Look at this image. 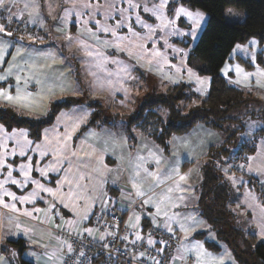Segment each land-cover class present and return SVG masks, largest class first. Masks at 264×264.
Returning a JSON list of instances; mask_svg holds the SVG:
<instances>
[{
	"label": "crops",
	"instance_id": "1",
	"mask_svg": "<svg viewBox=\"0 0 264 264\" xmlns=\"http://www.w3.org/2000/svg\"><path fill=\"white\" fill-rule=\"evenodd\" d=\"M71 34L74 33H70L69 35ZM134 39L136 38L133 37V41ZM133 41H129L130 43L127 45L129 54L127 53V58H123L125 60L122 63L117 59L115 61L119 63L109 62L115 64V67L110 69L111 71L109 68L102 70L104 78H113L116 74L119 77L117 81H119L118 85L121 87L116 89L117 83L112 89L101 87L106 93L109 92L108 94L114 93V102H117L114 105L116 106L118 105V101H120L121 106H123L122 102L132 96L128 79L130 78L131 80L132 74L137 66L142 68L145 73L153 72L151 68L161 71V78L165 79V72L163 73L158 64L151 63V60L146 58L145 49L141 46L138 48L137 42L134 43ZM0 45H7V54L4 56V62L0 64V76H5L6 79L0 80V84L8 85L6 88H4V86L0 87V91L15 93L14 96L12 95L14 97L13 101L9 102L5 97H0V101L7 102L16 107H22L20 99H15L17 96V76H20V97L22 93L28 95L27 93H29V91L31 92V89H33L32 91L34 93H39V104L31 108H38L40 111L45 110L47 100L50 96L54 95L53 93L59 88L67 86V90L71 91L73 78L70 69L71 65H64V58L60 53L58 54L56 48H27L20 44H15L3 36H0ZM181 47L178 46L175 48ZM115 49L117 51V48ZM165 49L168 50V47ZM175 53L178 55L177 57L184 55L178 52ZM187 53L189 52H185V55L179 60L180 64H184L185 68L189 70V68L186 67V59L189 60L190 53L188 54L189 56ZM32 55L35 57H32ZM236 57L245 60V58L239 55H236L234 58ZM231 60L232 58L229 59V64ZM98 62L99 58L93 61L89 60L87 56L84 57L82 62L87 74L95 80L99 78V67L96 66ZM121 64H127L125 66L128 67L131 73L130 77L125 76L120 71ZM230 65L232 66L224 65L222 75L229 77V75L232 74L233 77L231 79L235 85L243 88L257 85L256 78L254 75L250 77V73H246L249 74V78L245 80V73L243 72L244 67L238 59L236 61L233 60ZM234 66L241 69L242 72L237 73V71L234 72L230 70V67L234 68ZM162 69L164 71L166 70L163 67ZM188 70H184L182 73V71L177 72L174 68L172 71L173 74H171L177 82L172 80L167 81L172 84L186 82L194 85L197 83V75L194 74L190 77L188 74L190 80L186 81ZM166 71L170 73L169 69ZM9 72H11V74H9ZM109 72H111L112 75H109ZM191 72L193 73L192 70ZM182 74H184L183 77L186 79L181 78ZM241 75L242 78H239ZM49 77L51 78L48 81ZM9 81L11 83H9ZM37 81H39V83H37ZM259 82L264 83V77L260 78ZM209 83L210 82L207 81L206 83L205 81L203 92H198L205 94L208 91ZM94 86L99 88V80L98 83H94ZM198 88L200 89V87ZM263 89L264 88H262V90ZM195 90L197 91V86ZM130 103L131 102L126 103L124 106L130 109ZM111 110L113 111L112 107ZM125 123L127 126H125L124 121L119 120L117 122L118 125L99 127L96 131L90 130L87 132L89 134L88 137H91L94 143H99V148L94 144H89L87 138H84V140L79 139L78 143L74 142V152H76L77 155L76 157H71V149L67 146L65 152L72 161L70 171L68 162L61 158L64 167L59 175L54 172H49L48 179L46 180L40 173V177L33 176L32 173L38 168H36L34 164L32 165L30 178L38 180L47 188H52L55 192L54 196L49 195L47 192L40 191L32 184L24 188L23 191L16 185L10 183L4 184L5 188L15 192L17 196L27 195L32 191H37L39 192V197H43V199L38 197L34 204H20L12 201L10 197L0 196V199L3 200V204H0V264H13L12 256L14 252L9 251L7 247H9V242L18 240H22L26 247L21 253L24 260L32 264H61V261H64L71 252L68 250L69 243L64 239H58L56 237V233L59 230H69L76 235L87 236L97 240L100 244H105L111 233L95 229L91 225V220L98 213L104 217L109 215L111 211H116L118 213V218L121 220L122 224H125L129 229L131 236L136 235L140 236L142 239L146 238V231H144L145 220L149 222L148 227L150 224L157 225L173 234L176 239V258L174 264H183L186 257L193 258L195 261L197 254L200 255L201 259L215 261L216 264H235L229 247L218 240L215 231L198 211L199 187L203 179V165L208 159L209 149L212 146L221 145L223 143V138H220V143L209 145L205 151H203L205 159L202 161L200 169H196L198 160L192 163L187 161L185 165H179L178 170L177 168H175V171L172 169L174 175H171L172 179H168L166 176V174H168V159L172 157L174 152L173 146L176 143L179 144L180 140H184L182 136L187 133L171 137L167 148H164L159 145V143L139 133L137 130L134 131L137 138L136 143H134L131 140L128 122ZM0 127L4 129L1 123ZM4 131L9 134L13 132H17V134L21 133L17 130L9 132L4 129ZM91 133H95V135L93 136ZM3 136L4 133L0 132V140H3ZM144 138L152 141L154 145L144 143ZM20 139L21 143H24V140L22 138ZM27 139L30 140L29 138ZM42 141L43 137L41 139V142ZM59 141L61 142V139H59ZM50 142V147L57 144V140L52 138H50ZM6 143L9 150L13 148L16 149L17 155L14 159L15 161H13L11 155H8L7 157H9V159H6L5 164H11L13 177L21 180L23 176L19 174V166L25 164V161L28 162L27 158L33 155V152L29 151V149L31 150L32 148L25 149L28 155L26 157H21L19 156L20 148L17 146L15 140H7ZM70 144L72 145V142H69V145ZM33 148L35 149L34 146ZM262 150L264 151V148ZM3 154L4 149L0 148V155ZM151 154H155L159 157V166L155 164ZM137 156L146 157L148 162L144 166L147 167L149 171L155 172L162 181L161 185L155 188L154 192L143 198L136 195V189L133 187V177L135 175L136 164L138 163ZM198 159H200V157ZM180 160L183 161V157H181ZM44 161L46 162V160ZM177 162L178 159L175 160L176 164ZM66 171H69V181L61 185L60 181L63 180ZM140 173V177H136V179L142 181L141 186L147 191L153 186L155 180L153 178H146L143 169H140ZM187 174L191 177V180H183L179 183V176L182 175L185 177ZM6 180L7 172L3 167H0V182ZM171 184H174L170 187L171 189L179 185V190H177L175 194H172V192L168 193L171 199L166 200L163 198L162 194L168 192ZM0 191H2V189H0ZM180 197H183V199L181 200ZM142 199H151L154 204H158L160 207L159 215L157 214L155 206L150 207L149 205L142 204ZM13 203L16 204L15 210L4 206L5 204ZM234 203L235 205L233 208L235 211L239 210L240 216L245 209L243 206L237 205V199ZM49 205H55V207L49 210ZM64 205H67V207ZM36 208L42 211L36 212L34 210ZM26 212L31 213V215H26ZM86 214H88V218L84 219ZM132 215L134 217L130 222V217H132ZM249 215L251 218V214ZM137 216L140 217L139 220L136 219ZM173 216L175 219H170V217ZM86 228L92 229L91 234L85 230ZM254 232L259 241L258 231L255 225ZM207 242L217 243L216 245L220 250L217 253L209 250ZM196 245H201L202 247L197 250ZM4 246L5 249L3 248ZM189 249H191V251H189Z\"/></svg>",
	"mask_w": 264,
	"mask_h": 264
},
{
	"label": "rangeland",
	"instance_id": "2",
	"mask_svg": "<svg viewBox=\"0 0 264 264\" xmlns=\"http://www.w3.org/2000/svg\"><path fill=\"white\" fill-rule=\"evenodd\" d=\"M171 1L172 0H167L166 6L162 9H159V11L163 14L164 21L168 22L167 26L163 28H161L162 20L152 14L154 8H159L160 0H131L132 4L138 5V7L136 8H130L129 0H15V6L11 8V15L13 19L10 23L8 22L10 13L0 8V24H3L5 26L7 32L10 27H13L14 30L20 29L24 33L28 32V34H25V36L27 37L33 35L39 36L38 39L41 42L38 45H31L30 47H27L22 43H16V41L13 40L12 38L9 39L8 37H6L5 33H0L1 37L3 36L9 39L10 41L14 42L15 44L17 45L20 44L27 48L43 49L47 47H54L57 49L58 54L60 53L61 55H62V50L66 49V52L70 53L66 55V57H63L64 65L67 66H69V58L70 56H72L71 54L78 53L76 60L83 67L82 62L84 60V57L86 56L88 57L89 60L95 61L96 58H99L100 60V57H97L95 55L93 56L87 55L88 51H92L94 54L97 52H101L103 53L104 56L108 57V62L103 65L104 70L108 68L110 70L112 67H115V64H111L109 62L118 59L120 63H122L125 60L123 58H127V55L129 54L127 45H129L130 40L133 41L134 36L132 35V32H129L127 30V27L117 29V35L123 36L125 37V39L123 42H119L120 46L119 49H117L116 51V49L113 47V42L115 41V37H112L109 34L100 33L99 29L97 27H94L93 25L95 21L98 20L100 21L101 26L107 24L111 27H115L118 20L117 19L105 20V16L111 14L113 17H117L118 16L117 9H120L123 11L124 17L130 18L133 31L138 33V36L135 37L137 41L136 39H134L133 42L134 43L137 42L138 48L141 45L144 46L143 48L146 49V58L150 59L151 63L158 64L159 68L163 71V73L165 72L164 76L166 79L165 80L161 78L162 76L161 71H157L151 68L153 72L145 73L142 68L137 66L134 73L132 74L131 80L130 78L128 79V84L132 88L131 89L129 86L132 96L127 98L128 101L126 100L122 102L123 106H121L120 101L117 100L118 105L116 106L114 105L117 103L114 102L115 99L114 93L108 94L109 92L106 93L105 90L101 89V87L112 89L116 83H117L116 89L118 87H121L120 85H118L119 81L117 80L119 77L117 76V74L113 78L111 77L104 78L102 69L99 68V78L95 80L92 79L87 74V72L83 67L84 73L88 79V84L85 79L82 82V84H80L78 80H75L72 68L70 67L73 77L71 91L67 90V86L59 88L55 93H53L54 95L50 96L49 99L47 100V105L44 111H40L38 108H31L32 106L38 105L40 102L39 93L38 92L34 93L32 91L33 89H31V92L29 91V93L32 94L31 96L22 93V96L20 98V103L22 107L19 106L16 107L3 101H0V103L16 108L19 111H21L23 114H26L30 117H38V118L43 117V119H47L51 116L57 103H63L66 102L69 97H75L78 100L75 104L71 106L61 107L56 111V113L54 112L53 124L50 126L48 125L43 129L42 136L38 141L41 142V139L43 137V141L39 143L41 146H43L46 143L45 136L48 137V141H50V138L55 140L61 139V143H62L61 146L66 145V147L68 146V148L71 149V152H73L74 142L78 143L79 139L84 140V138H87V142L89 144L91 145L94 144L99 148V143H94L92 141V138L88 137L89 134L87 133L90 130L96 131V129H99V127H105L101 125L99 126V123L94 126L89 125V121L91 120V117L94 113H96V115H100L98 112L97 105H100L99 109L102 111V115H104V118H100V119L102 120L109 119L107 121L108 124L106 126L118 125L117 122L119 120L124 121L125 126H127L125 122L129 118L127 117L125 119L124 117L125 113L126 114L132 113L133 115V113H135L138 110L137 109L138 107L137 108L135 107V104H137L136 101L139 100V98L137 97L145 95L140 92L139 90L140 88L149 89L151 87L153 88L159 87V82L163 84V90H166L168 85L176 86L178 84H188L191 86V90L194 93L200 96H205L209 91L210 83H209L208 91L204 94L199 92H203L205 83L203 85L197 83L193 85L186 82L172 84L167 81V80L169 81L172 80L177 82L176 79L173 78L172 76L173 74L172 71L174 70V68L176 70L182 69L180 70L182 71V73L184 70H188L187 68H185L184 64H180L179 59L185 55V52L190 53L191 50L194 48L208 20V16L205 12L200 10H191L190 8L181 5H177V6L175 4L172 5ZM8 2L11 3V0H8ZM26 3L29 5L35 3L39 9V15L35 14V11L32 7L25 8ZM109 5H112L113 7H109ZM145 6L148 7L149 11L147 12L143 11V8ZM180 8H183L187 12L192 13L193 17L197 13L202 14L203 18L201 19L198 28L195 26V24H193L192 19H190L189 17L183 14H180L179 11ZM30 12L33 13V16H29ZM66 13H71L70 15L67 16V20H65ZM226 14H227V19L233 23L244 21L247 15L246 11L235 7H228L226 10ZM138 15L141 18V20L146 21L149 25L154 27L156 31L154 33L149 34L147 28H141L140 25L136 23V19ZM16 17H22V19H16ZM34 18H35V22H33ZM15 19L18 21L19 27H16L12 23ZM25 22H27L28 24L25 25ZM31 28H35L39 31H34ZM193 28H195L196 31L195 39H193L190 34H187L190 33ZM30 31H32V33ZM70 33H74V34L69 35ZM93 33H95V35L98 36L101 41H107L108 42L107 45L96 43V40L92 36ZM149 35L151 36V39L146 38ZM70 37L71 39H69ZM44 38H46L45 41L43 40ZM153 40L156 41L155 44H153L152 42ZM165 41H167V43H165ZM183 41L189 42L190 46L185 47L181 43ZM253 41H255L254 44L252 43ZM84 45L88 46L87 49L84 47ZM238 45L239 48L236 45L229 56V59L232 58L230 64L231 62H233V60L236 61L239 58V57L234 58L236 55L245 58L246 61H249V63L253 65V68L249 70L245 68L243 63L240 62L244 67L243 72L245 74L250 73V77L254 75L256 80L259 81V79L262 77L257 76L256 73L258 70L264 71V68L258 64L257 59L259 54H261L264 59V45L261 46L256 39H251L246 44H238ZM178 46L181 48H175ZM166 47H168V50L165 49ZM30 50H38V49H30ZM154 50H158L161 53V56L152 55ZM175 52L184 55L177 57L178 55ZM189 53H187V55ZM32 57L35 56L32 55ZM229 59L226 62V65L232 66L228 63ZM188 63L189 60L186 59V67L192 70L193 73L197 75V77L199 76V78L201 80L206 81V83L207 81L211 82L210 76L198 74L191 66H189ZM165 65L168 67H166ZM162 67L166 70L169 69L170 73H167L166 70L164 71ZM236 69H237L236 66H234V68L230 67V70L234 72L236 71ZM221 74H222V70H221ZM183 76L184 74H182L181 78L186 79ZM224 77L229 82L233 83V80L231 79L233 77L232 74H230L229 77H226L224 75ZM50 78L51 77L48 78V81L50 80ZM239 78H242V75L239 76ZM98 80H99V88L94 86V83H98ZM188 80H190V78L188 76V71H187L186 81ZM9 83L11 82L9 81ZM260 84H264V83L260 82L259 84L257 83L258 86L252 85L251 87L258 88L264 92V89L262 90V88L264 87H261ZM84 85L85 88H87V93L84 92L82 94V91L84 90L83 89ZM7 86L8 85H5L4 88H6ZM196 86L197 89L198 87H200L201 91L199 92L196 91L195 90ZM10 94L14 96L15 93L11 92ZM129 102H131L130 109L124 106L126 103ZM111 107L113 108V111L111 110ZM34 110H38V111H34ZM110 117H112L111 118L112 120L110 119ZM261 129H264V121H256V120L248 121L246 131L242 136L238 137L237 140L238 142L245 141L249 143L251 141H255L254 143L257 147V153L255 154L254 157L250 156L248 160H244V159L237 160L236 157V159L233 161L231 165H225L226 163L222 162V165L220 166L223 167V169H225L226 177L229 179L233 187L232 196L235 199H237V205H241L245 209V211H243L242 214L240 215L242 225L243 226L249 225V222H251V218H252V222L254 223L258 231L259 242L264 243V235H262V233H264V151L262 150L264 148V136L260 137L258 135H255ZM15 130L27 133V138H29L27 130L14 129L13 131ZM69 136H71V139H67V137ZM17 137H19V135H17ZM182 137L184 138V140H180L179 144L178 143L174 144L173 146L174 152L172 154V157L168 159L167 171L168 174L170 175H174L172 173V169L177 168L178 170V166L183 164L185 165L187 161L189 163H192L198 160L196 164V169H200L202 165V161L205 159V155H203V151H205V149L209 145L220 143V138H222L220 133H218L213 129H210L204 124H198V126L195 127L191 132L189 133L187 132V134L183 135ZM38 142H33V144H37ZM69 142H72V145L71 144L69 145ZM144 143H150L154 145L152 141L146 138H144ZM29 151L33 152V155L27 158L28 162L25 161V164H28L29 161H31L32 165L34 164L38 169L46 167L47 163L53 159L51 155L46 156L43 159H40L38 151L35 150L33 147L31 150L29 149ZM181 157H183V161L180 160ZM199 157L200 159H198ZM7 158L9 159V157ZM14 159L15 158L13 157V161H15ZM176 159H178L177 164L175 163ZM44 160H46V162ZM241 165H244V167L241 168ZM249 168H252L253 171H249ZM230 172L231 174H227ZM32 174L34 177H40L39 171L37 170H35ZM248 176H253L255 181L250 180ZM185 178L186 179L184 181L191 180V177L188 174L185 176ZM180 181L181 180H179V183ZM233 181H235V183ZM250 183H251L250 185L251 187L248 185ZM241 184L244 185V189L242 190L238 189L237 187L238 185ZM173 185L174 184H171L169 188L172 187ZM176 191H177L176 188H173L172 194H175ZM233 211L236 212L237 210L235 211L233 209ZM247 213L251 214L250 221H248ZM133 217H134L133 215L132 217H130V222L132 221ZM238 247H239L238 249L242 251L243 256L247 255L246 257L241 256L242 259L243 258L245 259L247 257L250 258V254H248V251L246 249L247 247L246 243L245 244L239 243ZM96 258L99 259V256H97ZM175 258L176 257H174L173 259V264L175 263L174 262ZM189 259L194 260L193 258L186 257L183 261L184 262L183 264H186L187 260ZM249 260L252 261V257ZM250 264H253V262Z\"/></svg>",
	"mask_w": 264,
	"mask_h": 264
},
{
	"label": "trees",
	"instance_id": "3",
	"mask_svg": "<svg viewBox=\"0 0 264 264\" xmlns=\"http://www.w3.org/2000/svg\"><path fill=\"white\" fill-rule=\"evenodd\" d=\"M171 2L172 5L203 11L208 16L207 23L190 52L188 64L198 74L210 76V88L205 96L194 93L188 84L176 86L166 84L167 89L163 90V84L159 82V87L140 88V92L145 95L137 97L139 100L136 101L135 107H138V110L133 115L132 113L124 115L125 119L129 118L127 121L131 140L136 143L137 138L134 131L137 130L167 148L171 137L185 134L198 124H204L220 133L223 143L209 149L208 159L202 168L203 179L199 187L198 211L215 231L218 240L229 247L235 264L252 262L253 264H264V243L257 240L252 223L249 222V225L243 226L239 214L233 211L236 200L232 196L233 187L226 177L225 169L220 166L222 162H225V165H231L236 157L237 160H248L257 151L255 141L249 143L237 140L246 131L248 121H264V92L258 88H243L229 82L221 74V70L236 45L246 44L251 39H256L261 46L264 45V0H172ZM228 7L246 11L245 20L230 22L226 14ZM12 23L19 27L16 19ZM27 24L25 22V25ZM31 29L39 31L35 28ZM8 32L12 34L6 37L27 47L38 45L41 42L38 39L39 36L27 37L25 34L28 32L24 33L20 29L14 30L10 27ZM43 40L45 41L46 38ZM181 43L185 47L190 46L189 42ZM68 54L70 53H67L66 49L62 50L63 57ZM71 55L69 65H71L75 80L82 84L85 79L88 84L83 67L76 60L78 53ZM238 60L245 68L249 70L253 68L249 61L241 58ZM257 62L264 68V59L261 54L258 55ZM83 89L82 94L87 93L85 85ZM77 101L75 97H69L66 102L57 103L47 119L30 117L16 108L0 103V123L9 132L14 129L27 130L28 137L33 142H38L43 129L53 124L54 112L56 113L61 107L71 106ZM97 106L100 115L94 113L89 125L94 126L99 123V126H106L109 119H100L104 118V115L99 109L100 105ZM255 135L263 137L264 129L259 130ZM248 178L255 181L253 176H248ZM248 185L250 186L251 183ZM237 187L240 190L244 189L243 184ZM248 221H250L249 214ZM148 223L144 221V231L148 229ZM239 243H246V249L252 261L248 257L242 259V251L238 249ZM8 244V250L17 253L22 264H32L21 256L26 248L22 240ZM216 244L207 242L208 249L217 253L220 249ZM3 248L5 249V246ZM97 263L96 259L93 264Z\"/></svg>",
	"mask_w": 264,
	"mask_h": 264
},
{
	"label": "snow or ice",
	"instance_id": "4",
	"mask_svg": "<svg viewBox=\"0 0 264 264\" xmlns=\"http://www.w3.org/2000/svg\"><path fill=\"white\" fill-rule=\"evenodd\" d=\"M167 4V0H160L159 3V8H154L153 9V15L157 16V18L162 20V24H161V28L166 27L167 26V21H164L163 18V14L159 11V9H162L166 6ZM15 6V0H11V3L8 2V0H0V8L4 9L5 11H8L10 13L9 18H8V22L10 23L13 19L12 15H11V8ZM129 6L130 8H136L138 7V5L132 4L131 0H129ZM28 7H32L35 11L36 15H39V9L38 6L33 3L31 5L29 4H25V8ZM87 7V5H86ZM109 7H113L112 5H109ZM143 11L147 12L149 11L148 7L145 6L143 8ZM180 14H183L187 17H189L190 19H192L193 24H195V26L198 28L200 25V21L203 18L202 14L197 13L194 17L193 14L190 12H187L185 9L180 8ZM117 13L118 16L117 17H113L111 14L106 15L105 16V20H109V19H117L118 22L116 23L115 27H111L107 24H104L103 26H101L100 21H95L94 23V27H97L99 29L100 33H104V34H109L112 37H115V41L113 42V46L117 49H119V42H123L125 37L123 36H119L117 35V29H121L124 27H127V30L129 32H132V35L134 37L138 36V33L133 31L132 28V23L130 22V18L129 17H124L123 15V11L120 9H117ZM71 13H66L65 15V20H67V16L70 15ZM29 16H33V13L30 12ZM16 19H22V17H16ZM33 22H35V18L33 19ZM136 23H138L140 25L141 28H147L149 34L154 33L156 31V29L154 27H152L151 25H149L146 21L141 20V18L139 17V15L137 16L136 19ZM0 33H5L6 35H11V32H7L5 29V26L3 24H0ZM190 34L192 36L193 39L196 38V31L195 28H193L191 30ZM93 38L96 40V43L98 44H105L107 45V41H101L99 39L98 36L95 35V33L92 34ZM147 39H151V36L149 35L148 37H146ZM71 39V37L69 38ZM153 44L156 43V41H152ZM165 43H167V41H165ZM253 44L255 43V41L252 42ZM6 47L7 45H0V64H2L4 62V56L7 54L6 53ZM84 47L87 49V45H84ZM141 47L143 48L144 46L141 45ZM237 47L239 48V45H237ZM19 51V50H17ZM146 51V49H145ZM87 55L89 56H97L100 57L99 62L96 64L97 67L101 68L103 70V65L105 63L108 62V57L104 56L103 53L101 52H97V53H93L92 51H88ZM152 55L154 56H161V53L158 50H154ZM113 63H119L117 61H112ZM120 71L125 75V76H129L131 75L129 69L127 66L125 65H120ZM177 71H180V69H177ZM237 73H241L242 70L237 68L236 69ZM9 74H11V72H9ZM188 74L189 76H193L194 73L191 72V70H188ZM109 75H112L111 72H109ZM257 76L260 77H264V71H257L256 73ZM245 80H247L249 78V74H244ZM6 77L5 76H0V80H5ZM16 92H17V96L15 97V99H20V76L16 77ZM196 82L198 84L203 85L205 83L204 80H201L199 77H196ZM37 83H39V81H37ZM257 83L259 84L260 82L257 81ZM261 87H264V84H260ZM197 91H201V89H197ZM29 96H31V93H28ZM0 97H5L9 102L14 100V97L7 92H3L0 91ZM0 132L4 133L3 136V140H0V148L4 149V154L0 155V167H3L4 170L7 172V180L4 182H0V189H2V191H0V196H5V197H10L12 201L20 203V204H24V203H32L34 204L36 202V199L39 197V192L37 191H32L31 193L27 194V195H21V196H17L15 192L9 191L7 188L4 187L5 183H10L12 185H16L21 191L24 190V188H26L28 185L32 184L35 185L37 189H39L40 191L43 192H47L49 195H55V192L53 191L52 188H47L45 187L44 184L40 183L38 180L30 178V172L32 171V163L31 161H29L28 164H21L19 166V174H21L23 176V179L18 180L16 178L13 177L12 172V165L11 164H5V161L7 159L8 155H11L12 157H16L17 155V151L15 148L9 150L7 147V140H15L17 146L20 148L19 151V156L21 157H26L28 155V152L25 149L28 148H32L33 147V142L27 139V133L21 132L19 134L13 132L11 134H9L8 132H5L4 129L2 127H0ZM17 135H19L20 138H22L24 140V143H21V139L17 138ZM91 135H95V133H91ZM67 139H71V136L67 137ZM45 141L46 143L41 146L40 144H36L34 145L35 149L38 151L39 153V158L43 159L46 156L51 155L52 156V160L50 162L47 163V166L44 168H39L37 169V171H39L40 175L44 178V179H48V173L49 172H54L57 175H59L60 171L63 169L64 165L61 162V158H63V160H66L68 162V166H69V171L71 170V166H72V161L69 158V156L66 154L65 152V148L66 145H64L63 147L61 146V142L59 141V139H57V144L55 146H51L50 144L51 142L48 141V137L45 136ZM76 152H71V157H76ZM152 155V159L155 162V164L157 166H159L160 164V159L159 157H157L155 154H151ZM137 161L138 163L136 164V170H135V175L133 177L134 179V183H133V187L136 189V195L143 198V197H147L149 196L150 193L155 191V188L159 187L162 183V181L159 179V177L156 175L155 172H151L149 171V169L147 167H145L144 165L148 162L146 157L143 156H137ZM244 165H241V168H243ZM140 169H143V172L145 174L146 178H153L155 180V183L153 184L152 187H150L147 191H145L143 189L142 185V181L137 180L136 177H140L141 173H140ZM69 171H66L64 173V178L63 180L60 181V184L63 185L65 182L69 181ZM173 171H175V169H173ZM249 171H253L252 168H249ZM168 179H172V176L170 174H166ZM179 179L181 181L185 180L186 178L184 176H180ZM235 183V181H233ZM176 190H179V185L176 186ZM71 191V189H70ZM173 191V189L169 188L167 193H163L162 196L164 199L166 200H170L171 197L168 195V193H171ZM40 199H43V197H39ZM180 199L182 200L183 197H180ZM0 204H3V200L0 199ZM142 204L144 205H149L150 207L155 206L156 207V211L157 214L159 215L160 213V207L158 204H154L153 201L151 199H142ZM5 207H9L13 210L16 209V204H5ZM65 207H67V205H64ZM55 207V205H49V210H52ZM36 212H41L42 210L39 208L34 209ZM26 215H31V213L26 212ZM88 218V214L85 215L84 219ZM137 220L140 219L139 216L136 217ZM170 219H175V217H170ZM194 219V218H193ZM135 226V225H133ZM167 227V225H166ZM89 234H91L92 229H85ZM171 230V229H169ZM262 235H264V233H262ZM140 236H137V239H140ZM151 242V241H150ZM202 246L201 245H196V249L199 250ZM68 250L69 252H71L72 249V245H68ZM189 251H191V249H189ZM79 255H84L83 253H80ZM61 264H69L68 259H65L64 261H61ZM71 264H76L75 258H71ZM189 264H216L215 261H209V260H205V259H201L200 255L197 254L196 255V259L195 261H190Z\"/></svg>",
	"mask_w": 264,
	"mask_h": 264
},
{
	"label": "built area",
	"instance_id": "5",
	"mask_svg": "<svg viewBox=\"0 0 264 264\" xmlns=\"http://www.w3.org/2000/svg\"><path fill=\"white\" fill-rule=\"evenodd\" d=\"M91 225L99 231L111 233L105 244L69 230L57 231L58 239H64L72 245L73 250L66 257L69 264L73 257L76 264H93L97 256V264H173L176 239L160 226L150 225L145 233L146 238L137 239L136 235L131 236L116 211L104 217L98 213L91 220ZM190 261L194 260L189 259L186 264Z\"/></svg>",
	"mask_w": 264,
	"mask_h": 264
},
{
	"label": "water",
	"instance_id": "6",
	"mask_svg": "<svg viewBox=\"0 0 264 264\" xmlns=\"http://www.w3.org/2000/svg\"><path fill=\"white\" fill-rule=\"evenodd\" d=\"M13 264H22L21 259L17 253H14L12 256Z\"/></svg>",
	"mask_w": 264,
	"mask_h": 264
}]
</instances>
